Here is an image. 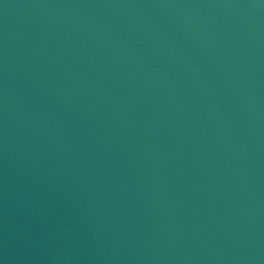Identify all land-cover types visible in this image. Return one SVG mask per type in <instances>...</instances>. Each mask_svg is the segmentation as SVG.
Returning a JSON list of instances; mask_svg holds the SVG:
<instances>
[{
  "label": "water",
  "instance_id": "obj_1",
  "mask_svg": "<svg viewBox=\"0 0 264 264\" xmlns=\"http://www.w3.org/2000/svg\"><path fill=\"white\" fill-rule=\"evenodd\" d=\"M0 264H264V0H0Z\"/></svg>",
  "mask_w": 264,
  "mask_h": 264
}]
</instances>
